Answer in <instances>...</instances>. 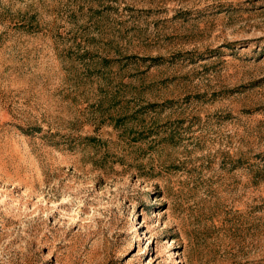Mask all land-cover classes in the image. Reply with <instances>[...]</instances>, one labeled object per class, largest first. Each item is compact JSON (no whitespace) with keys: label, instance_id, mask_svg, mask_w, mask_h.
Returning a JSON list of instances; mask_svg holds the SVG:
<instances>
[{"label":"rangeland","instance_id":"rangeland-1","mask_svg":"<svg viewBox=\"0 0 264 264\" xmlns=\"http://www.w3.org/2000/svg\"><path fill=\"white\" fill-rule=\"evenodd\" d=\"M0 264H264V0H0Z\"/></svg>","mask_w":264,"mask_h":264}]
</instances>
